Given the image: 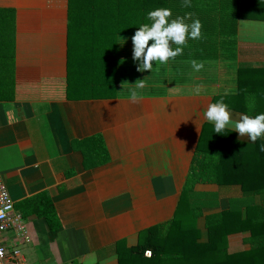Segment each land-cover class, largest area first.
I'll return each mask as SVG.
<instances>
[{
  "label": "crops",
  "instance_id": "crops-1",
  "mask_svg": "<svg viewBox=\"0 0 264 264\" xmlns=\"http://www.w3.org/2000/svg\"><path fill=\"white\" fill-rule=\"evenodd\" d=\"M69 25V0H0V172L32 241L11 231L5 244L21 248L22 264H148L152 251H137L145 232L194 213L199 243L221 222L227 254L250 251L242 226L264 218V189L187 181L214 132L203 112L238 94L241 69L264 68V21L238 20L229 56L209 58L202 37L190 39L153 72L137 70L133 35H120L101 73L69 45ZM224 131L233 146L253 144ZM43 197L54 230L36 212Z\"/></svg>",
  "mask_w": 264,
  "mask_h": 264
},
{
  "label": "trees",
  "instance_id": "trees-1",
  "mask_svg": "<svg viewBox=\"0 0 264 264\" xmlns=\"http://www.w3.org/2000/svg\"><path fill=\"white\" fill-rule=\"evenodd\" d=\"M156 8L171 9L172 18L191 13L185 20L189 24L198 18L204 44L200 51L209 58L232 54L229 37L235 34L238 20L264 21V0H191V7H184L182 0H69V45L74 41L81 44L83 48L75 52L91 63L99 62L100 67L93 66L102 73L104 57L109 52L115 57L118 37L134 35L141 24L149 22L147 13ZM3 61L1 57L0 63ZM87 68L84 64L83 69ZM221 99L230 110L242 114L255 116L264 112V68L241 69L238 94ZM211 134V142L204 141L199 146L195 167L187 181L188 189L199 182L238 186L248 196L264 189V151H260L264 140L253 144L239 142L237 147L232 144L236 142L234 134L227 131ZM39 204L37 214L56 229L52 202L43 197ZM192 214L177 216L171 223L145 232L137 251L142 255L152 251L148 264H264V218L243 223L242 229L252 233L246 240L251 244L250 251L227 254L224 225L219 222L212 226L211 242L201 244L199 230L189 222V217L196 219Z\"/></svg>",
  "mask_w": 264,
  "mask_h": 264
},
{
  "label": "clouds",
  "instance_id": "clouds-1",
  "mask_svg": "<svg viewBox=\"0 0 264 264\" xmlns=\"http://www.w3.org/2000/svg\"><path fill=\"white\" fill-rule=\"evenodd\" d=\"M182 2L184 7H191V0H182ZM191 16V13H186L183 17L172 18V11L169 8H156L147 13L149 22L141 24L131 38L133 59L140 61L138 71L153 72L154 68L167 64L181 55L188 40L201 38V21L196 18L190 24L185 22ZM153 62H155V67ZM192 67L193 70L199 71L203 65L193 60ZM144 80L137 81L130 89L133 100L137 98L135 89L142 88ZM195 94H200L199 88L195 90ZM203 117L213 125L216 134L232 129L233 132L239 134V137L247 136L252 143L264 140V112L255 116L240 114L239 118L235 119L229 105L221 99L209 104L203 112ZM260 151H264V144L260 145Z\"/></svg>",
  "mask_w": 264,
  "mask_h": 264
},
{
  "label": "built area",
  "instance_id": "built-area-1",
  "mask_svg": "<svg viewBox=\"0 0 264 264\" xmlns=\"http://www.w3.org/2000/svg\"><path fill=\"white\" fill-rule=\"evenodd\" d=\"M11 231H16L22 235L25 244L32 242L24 217L16 211L0 172V264H22L21 248L5 244L1 238L3 234ZM146 255L150 256L151 252H146Z\"/></svg>",
  "mask_w": 264,
  "mask_h": 264
}]
</instances>
